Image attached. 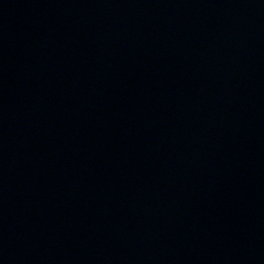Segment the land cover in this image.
I'll use <instances>...</instances> for the list:
<instances>
[{"label":"water","instance_id":"obj_1","mask_svg":"<svg viewBox=\"0 0 264 264\" xmlns=\"http://www.w3.org/2000/svg\"><path fill=\"white\" fill-rule=\"evenodd\" d=\"M129 264H264V0H223Z\"/></svg>","mask_w":264,"mask_h":264}]
</instances>
